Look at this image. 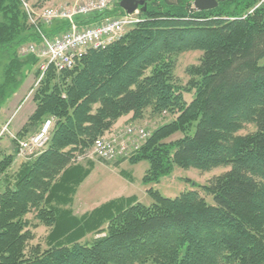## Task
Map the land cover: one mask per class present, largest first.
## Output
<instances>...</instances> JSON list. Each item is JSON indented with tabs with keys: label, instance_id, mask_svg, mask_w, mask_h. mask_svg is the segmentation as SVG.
Wrapping results in <instances>:
<instances>
[{
	"label": "trees",
	"instance_id": "trees-1",
	"mask_svg": "<svg viewBox=\"0 0 264 264\" xmlns=\"http://www.w3.org/2000/svg\"><path fill=\"white\" fill-rule=\"evenodd\" d=\"M24 1L48 7L46 0ZM192 1L147 0L121 38L85 50L68 69L48 64L42 71L40 58L19 50L39 39L22 0H0V57L9 60L0 106L27 76L24 64L35 65L36 77L34 110L12 138L13 154L0 158V264H264V0H217L205 10ZM124 13L117 0L78 21ZM38 26L47 36L68 27L61 20ZM195 50L200 56L186 66L183 84L177 57ZM128 113L131 121L146 114L171 120L116 163L145 160L146 183L173 165L227 166L202 185L213 205L196 189L165 197L149 187V205L131 195L73 211L74 194L90 172L86 163L92 164L77 159L117 132V120ZM47 118L53 119L47 145L7 175L16 140L35 134ZM175 132L181 135L172 139ZM39 226L47 229L45 247H28ZM89 234L100 235L82 241Z\"/></svg>",
	"mask_w": 264,
	"mask_h": 264
},
{
	"label": "rangeland",
	"instance_id": "rangeland-1",
	"mask_svg": "<svg viewBox=\"0 0 264 264\" xmlns=\"http://www.w3.org/2000/svg\"><path fill=\"white\" fill-rule=\"evenodd\" d=\"M30 2H35L36 0H29ZM69 0H50L45 1V6L52 7L53 5H64ZM37 4H39L37 2ZM42 5V4H41ZM113 5L109 8L112 9ZM123 15V14H122ZM50 27V26H46ZM24 58V55H22ZM200 52L195 50L193 52H185L184 54L177 57L176 62V75L180 81L185 84L188 80L185 69L187 65L196 64ZM9 57H12L11 55ZM40 61V60H39ZM9 60L6 55L0 57V76ZM41 61L39 68L41 66ZM36 65V67H38ZM35 65L31 66L30 62L23 65L22 74L27 72V76L24 77L21 86L15 91V94L11 95V98L7 99L0 106V158L5 153L14 152V143L12 138L16 137L17 130L26 121V118L33 112L34 103L32 101L31 89L36 81L35 77ZM41 70V68H40ZM24 76V75H23ZM22 76V77H23ZM192 98V93L185 91L184 99L189 101ZM129 113L122 115L116 123V130L123 131L125 127L131 124L134 127H143L145 131H151L153 128L158 127L163 122L171 120L169 115H163L162 117L150 118L148 114L140 121H131L129 119ZM250 129V127L248 128ZM247 130V129H246ZM181 135L180 132H175L172 139H176ZM123 136V135H122ZM128 136V135H127ZM128 147L133 144V139L131 137L125 138ZM19 144V139L16 140ZM31 153L26 152L25 154H20L19 149L17 152V158L14 160L13 164L8 167L7 175H12L16 170V166L20 161L25 160L30 156ZM121 155L111 160H101L93 155L83 156L81 159H77L76 162L80 164H85L89 160L92 164H87L89 169V174L78 186L77 192L74 194V203L78 205L77 211L85 212V210H90L96 207L98 204L107 201L110 198L120 197V196H131L137 197L138 201L142 204L149 205L153 203V198L147 193V188L152 187L157 189L160 195L168 197H176L181 191L196 189L201 194L202 185L209 183L208 180L214 175L223 173L227 166H217L213 167L208 171H198L193 167L188 169L182 168L179 165H173L168 173L160 176L158 180L154 182L146 183L142 180V176L145 174V170L148 168L149 164L145 160L139 161L138 163H129L126 160L118 161ZM117 164V165H115ZM3 175V174H2ZM0 175V177H2ZM205 195L206 202L213 205L214 200L212 195ZM75 204H73L74 207ZM35 238L29 242L30 245H36L38 243L41 248L45 247V237L47 234V229L44 226H39L38 229L34 231ZM100 234L93 235L89 234L82 241L90 242L94 237H98Z\"/></svg>",
	"mask_w": 264,
	"mask_h": 264
},
{
	"label": "built area",
	"instance_id": "built-area-1",
	"mask_svg": "<svg viewBox=\"0 0 264 264\" xmlns=\"http://www.w3.org/2000/svg\"><path fill=\"white\" fill-rule=\"evenodd\" d=\"M115 2L117 0H70L64 5L42 7L37 10L22 0L29 22L35 27L39 39L36 43L22 45L19 49L20 53L35 54L40 58L42 71L48 64H53L58 69L72 67L75 59L82 52L89 48H100L121 38L140 20V10L135 9L133 13L103 17L99 22H91L88 25L80 24L78 21L79 17L103 11ZM58 20L67 22L68 27L55 36H47L38 26L40 23L51 25ZM52 122L53 119L47 118L35 134L19 140V153L36 154L44 148L49 139ZM147 136L148 132L143 127L137 128L129 124L123 131L120 130L95 140L94 145L78 159L93 155L107 161L118 155L128 156ZM126 137L133 139V144L129 147Z\"/></svg>",
	"mask_w": 264,
	"mask_h": 264
},
{
	"label": "water",
	"instance_id": "water-1",
	"mask_svg": "<svg viewBox=\"0 0 264 264\" xmlns=\"http://www.w3.org/2000/svg\"><path fill=\"white\" fill-rule=\"evenodd\" d=\"M118 5L123 11L130 14L137 8L145 11L146 0H119ZM192 5L198 10L212 9L217 6V0H193Z\"/></svg>",
	"mask_w": 264,
	"mask_h": 264
},
{
	"label": "crops",
	"instance_id": "crops-1",
	"mask_svg": "<svg viewBox=\"0 0 264 264\" xmlns=\"http://www.w3.org/2000/svg\"><path fill=\"white\" fill-rule=\"evenodd\" d=\"M46 1H50V0H46ZM23 124H24V123H23ZM22 126H23V125H22ZM22 126H21V127H22ZM21 127H20V128H21ZM20 128H19V129H20ZM19 129H18V130H19ZM119 164H120V163H119ZM110 199H111V198H110ZM73 200H74V199H73ZM74 201H75V200H74ZM107 201H108V200H107ZM104 202H105V201H104ZM73 204H75L74 207H73V211H75L76 213H84V212H82V211H77V210H78V205H77L76 203H74V202H73Z\"/></svg>",
	"mask_w": 264,
	"mask_h": 264
},
{
	"label": "flooded vegetation",
	"instance_id": "flooded-vegetation-1",
	"mask_svg": "<svg viewBox=\"0 0 264 264\" xmlns=\"http://www.w3.org/2000/svg\"><path fill=\"white\" fill-rule=\"evenodd\" d=\"M146 2H147V0H146Z\"/></svg>",
	"mask_w": 264,
	"mask_h": 264
}]
</instances>
